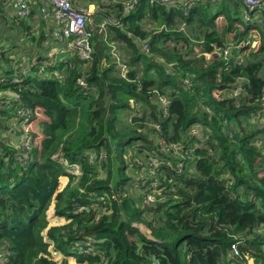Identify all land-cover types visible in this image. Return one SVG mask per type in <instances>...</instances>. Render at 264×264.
Returning <instances> with one entry per match:
<instances>
[{"label": "trees", "instance_id": "obj_1", "mask_svg": "<svg viewBox=\"0 0 264 264\" xmlns=\"http://www.w3.org/2000/svg\"><path fill=\"white\" fill-rule=\"evenodd\" d=\"M126 1L101 4L93 14L91 60L54 37L57 64L33 65L14 84L11 68L0 83V92L20 95L29 116L20 119L12 97H0L3 134L10 120L27 124L36 110L46 117L40 146L25 163L0 140V264H264V127L252 120L264 112V28L245 18L240 1H199L186 9L138 0L128 13ZM260 31L256 51L226 44L230 34L239 45ZM25 34L36 40L30 27ZM215 46L232 54L208 58ZM113 47L128 52L120 56L126 77ZM239 82L240 95L215 96ZM128 112L140 115L126 123ZM196 127L203 142L190 134ZM162 143L182 144L183 160L173 159L172 149L160 152ZM129 153H145V186L126 176ZM151 156H160L158 168ZM135 186L145 196L129 195ZM151 191L156 201L148 204ZM53 202L63 225L49 226ZM52 246L61 261L48 257Z\"/></svg>", "mask_w": 264, "mask_h": 264}, {"label": "built area", "instance_id": "obj_2", "mask_svg": "<svg viewBox=\"0 0 264 264\" xmlns=\"http://www.w3.org/2000/svg\"><path fill=\"white\" fill-rule=\"evenodd\" d=\"M124 1V0H121ZM151 3H162V4H181L184 8L192 7L194 2L199 1H207V0H150ZM214 1V0H213ZM234 1H240L243 3V5L247 8V12L245 15V18L249 21L251 20V23L255 25L256 19H260L261 15L264 13V0H234ZM14 5L16 6V19L17 20H25L28 17L31 16V6L29 3V0H14ZM138 2V0H127L125 3V12L128 13L133 9L135 4ZM48 8H44L42 10V13L44 16L50 15L51 18L54 20L56 26H58V30L56 33H54L55 38L60 40H65L68 44L69 51H78L79 54L82 56V59L84 60H91L90 54H91V44H90V33L87 30V26L90 22L89 20V14L86 10L79 9L75 3L76 0H47ZM252 18V19H251ZM245 19V20H246ZM102 28L104 29V25H102ZM255 37V35H254ZM251 44V48H255L256 44L253 40H247L239 44L237 48L239 47H247ZM148 51L146 47L144 46V51ZM224 52V59L227 60V58L230 57V51H223ZM112 54L114 58L117 61L118 68L121 71V75L123 77H126V74L128 73V67L125 65V62L121 59L120 55L117 53L116 47H113ZM207 57L210 58L211 54H207ZM18 66V63H16ZM15 67V74L12 77V84L18 83L19 79L25 75L26 72H28L30 69L23 67L22 73L19 72V69L21 67ZM45 67H42V70H44ZM58 74V73H57ZM59 79L63 80L65 78V75H62L61 73L58 74ZM8 77L6 75L0 76V83H7ZM80 85H84V80H79ZM239 91H242V88H240ZM235 95L238 96V91L235 92ZM240 95V94H239ZM12 97L13 102L16 104V110L17 115L20 119L26 118L25 122H28V114H26L25 109L22 108L23 102L21 100V97L18 93L13 92L11 90H5L0 92V97ZM167 111V110H166ZM17 120V119H16ZM31 124L32 121L29 123H25L24 125L19 124V127L17 128V133H12L13 141L16 143L14 144L15 150L19 151V157L18 161L20 163H25L29 157L30 152L32 151L34 147V135L32 134L31 130ZM200 130L199 127L192 128L190 131V134L192 136H196L198 134V131ZM17 134H20V139L17 141L15 140V136ZM162 150L167 149L174 150L177 154L182 152L183 145L182 144H175L168 146L167 143H162ZM166 150V151H167ZM152 158V165L155 167H159V160L156 158ZM163 163V162H162ZM166 163H169L168 161ZM171 166V165H167ZM75 173L80 174L79 168H75ZM143 185L145 186V183H147L145 180L142 181ZM136 187V186H135ZM148 190V189H147ZM145 198V197H144ZM156 201L155 193L151 191V193H148L146 195V203L150 204ZM234 254L235 256L238 255V249L237 246H233ZM59 256H63L62 253L57 251L56 249L50 248V255L48 257L54 261L59 262L58 260ZM63 259V258H62Z\"/></svg>", "mask_w": 264, "mask_h": 264}, {"label": "crops", "instance_id": "obj_3", "mask_svg": "<svg viewBox=\"0 0 264 264\" xmlns=\"http://www.w3.org/2000/svg\"><path fill=\"white\" fill-rule=\"evenodd\" d=\"M11 1L12 0H0V4L4 7V9H0V63L2 62L3 64L0 70V76L5 75V73L10 71L11 68H13L15 71V67L17 66L16 63H18L17 67H21L19 69V72L21 73L23 67H27L30 69L31 67H33V65L49 67L51 65L57 64V62L62 57H58L57 55L54 56L55 51H58L59 48L52 41L55 40L54 33L57 32L58 26H56L54 20L50 15L45 16L49 18V21L45 20L42 13V10L44 8H48L47 0H29L31 9H33V13L30 17L23 20L19 24L14 20L16 6L14 5V2ZM118 2L122 1L76 0L75 5L79 9L86 10L89 14L90 22H92L91 20L93 19V14L99 11L98 8L101 4L114 6ZM27 27H30V33L35 35L36 40L34 42L30 39L31 37H25V30ZM41 36H44L46 40L40 41ZM38 47H40V53L36 55L34 52ZM36 56H39V59ZM38 111L40 110H36L35 114H37ZM37 116L42 117L41 122L46 120V117L42 113H38ZM8 122L5 125L6 127H8ZM40 123H38V126ZM14 125H16L15 122ZM36 128H39V132H41L40 127ZM39 132H35L36 135L37 133L39 134ZM20 137V134H17L15 136V140L17 141L18 139H20ZM9 143L15 148L14 144L16 142L13 141V139ZM72 260H74L75 264V259Z\"/></svg>", "mask_w": 264, "mask_h": 264}, {"label": "rangeland", "instance_id": "obj_4", "mask_svg": "<svg viewBox=\"0 0 264 264\" xmlns=\"http://www.w3.org/2000/svg\"><path fill=\"white\" fill-rule=\"evenodd\" d=\"M239 9H240V11L242 12V14L244 15V12H243V8H242V6L241 5H239V7H238ZM31 11H32V13H33V9H31ZM14 16H15V18H14V20L16 21V23H21L22 22V20H17L16 19V14H14ZM39 16H40V13H39ZM44 16V15H43ZM41 19H42V17H41ZM44 19L45 20H47V21H49V18H47V17H45L44 16ZM263 20H264V13L261 15V18L258 20V19H256V22H255V26L257 27V25H260L262 28H264V22H263ZM217 23H218V26H221V24L223 23V21H222V18H218V20H217ZM244 27H245V25H243V26H240V30L241 31H243L244 30ZM255 27V28H256ZM260 34H253L251 37L253 38L254 37V35H255V37H254V43L256 44V47L255 48H251V49H253V51H256L260 46H261V43L263 42V36H262V34H261V31L259 32ZM54 37H55V35H54ZM234 37H235V35H232V34H230V35H228L227 36V42H226V44L228 45V46H232V49H237V46H239V45H237L238 44V41L236 42V41H234L233 39H234ZM57 40V39H56ZM59 42H61L60 40H58ZM63 44H65V42H62ZM196 45L198 46V48H199V44L196 42ZM225 50H227V51H230V48H227V47H225V48H220V47H218V46H215V47H213V51L210 53L211 54V57L212 56H215V55H217V56H219V57H222V58H224V52L223 51H225ZM233 51V50H232ZM232 51L230 52L231 54H232ZM252 51V52H253ZM117 53L122 57V58H125V56L128 58V56H127V53L128 52H126L124 49H118L117 50ZM249 54L251 53V50L249 49V52H248ZM122 54H123V56H122ZM210 57V58H211ZM126 59V58H125ZM242 84H243V82H239V84L238 85H236L235 86V88H233V89H231V90H229V91H223L222 93H217L215 96L216 97H219V98H224V97H229V96H237V95H235V92L236 91H238V95L242 92V91H239L240 90V88H242L243 86H242ZM185 85H188V86H191V82L188 80V79H186L185 80ZM162 101H163V105H165V103H166V101L164 100V99H162ZM38 113H41L40 111H38L37 112V114ZM37 114H35V117H36V120H34V121H32V124H31V130H32V134L33 135H36V133L35 132H39V128H36V127H40V125L38 126V123H40L41 122V120H42V117H40V116H37ZM129 114H130V112H128V113H125L124 115H123V119H124V121L126 122V123H130V120L132 119V117L134 118V116H136V115H140V113H135V114H131V116H129ZM39 119V120H38ZM253 122H256L257 124L255 125V124H253V125H255L257 128H261V126H263L264 127V112L262 113V115L260 114V116L258 115V116H256V117H254L253 119ZM14 120H10L9 122H8V127L7 128H9L8 129V131H6V132H4V134L5 135H7V137H5L4 136V134L2 133V130L4 129V125L2 126V128H0V140H3V138H5V140L6 141H8L7 143H9V142H11L12 141V139L10 138V134L11 133H17V128L19 127V124H17L16 122V125H14ZM250 123H251V120H250ZM252 124V123H251ZM147 126H151V125H147ZM256 128V129H257ZM202 129V128H201ZM199 130L198 131V136L200 137V139L199 140H201L202 142L205 140V138H203L202 136H203V133H202V130ZM41 130V129H40ZM145 131H147V130H144L143 132H145ZM41 132H39V134L37 133V135L36 136H38V137H36V139H35V141H34V148H36L37 146H40V143H41V141H42V138H43V136H42V134H40ZM8 136H9V138H8ZM261 137V136H260ZM154 140H155V143H158V140L159 139H156V138H154ZM201 146H203V144L202 143H199L198 145H196V147H201ZM158 148H160L159 149V151L160 152H162L161 150H162V148L161 147H158ZM134 154H135V152H134ZM134 154H131V153H129L128 155H127V160H131V162H132V164H130L131 166L128 168V170H127V173H126V176L128 177V178H130L131 180H132V182H137V181H143V180H148V174L145 172V165H143L144 164V162H145V153L143 154V156H135ZM167 154V153H166ZM186 155V153H183V152H180V154H177V153H175L174 155H171L172 156V158L173 159H176L178 162H180V161H182L183 159L182 158H184V156ZM152 157V156H151ZM153 158H156V159H160V156H158V157H153ZM167 161L166 160H164L163 161V164L164 165H171V162H169V163H166ZM136 165H139V166H142V167H140V169H138V167L136 168L135 166V164ZM138 163V164H137ZM181 164V163H180ZM106 170L105 171H101V173L102 174H106ZM105 176V175H104ZM148 189V188H147ZM128 191H129V195H131V196H133V197H135V198H138L140 195H144L145 196V191L143 190L142 191V188L141 187H139V186H136V187H132L131 189L130 188H128ZM156 194H160V192H158L157 191V193ZM164 194V193H163ZM54 207H55V202H53V204L51 205V207H50V209H49V211H48V220H49V226H54V225H58V226H60V225H63V223H66V220H64V219H62V218H59V217H57L56 215H55V210H54ZM100 211V214L99 215H102V214H104L106 211H105V209H100L99 210ZM139 227H140V229H141V231H142V233H145V234H148V231H147V229L145 228V226L144 225H138ZM147 232V233H146ZM128 234H129V236L131 237V238H134V234L130 231V230H128ZM134 244H136V243H134ZM52 249H55L53 246L51 247V250ZM62 258H63V256H59V258H58V260H62ZM68 263L69 264H74V260H72V259H68Z\"/></svg>", "mask_w": 264, "mask_h": 264}]
</instances>
